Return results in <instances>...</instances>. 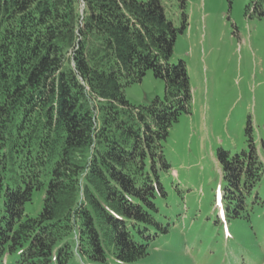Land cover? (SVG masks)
Returning <instances> with one entry per match:
<instances>
[{
    "label": "trees",
    "instance_id": "trees-1",
    "mask_svg": "<svg viewBox=\"0 0 264 264\" xmlns=\"http://www.w3.org/2000/svg\"><path fill=\"white\" fill-rule=\"evenodd\" d=\"M177 31L160 0H0V261L132 264L169 233L163 142L192 101ZM148 70L164 95L133 105L124 88ZM218 161V220H249L264 159L249 143Z\"/></svg>",
    "mask_w": 264,
    "mask_h": 264
},
{
    "label": "rangeland",
    "instance_id": "rangeland-1",
    "mask_svg": "<svg viewBox=\"0 0 264 264\" xmlns=\"http://www.w3.org/2000/svg\"><path fill=\"white\" fill-rule=\"evenodd\" d=\"M160 2L178 29L171 61H184L192 101L163 142L170 169L160 176L166 195L157 204L170 231L132 264H264V207L255 206L249 220H218V151L233 155L253 143L264 159V6L261 13L251 0ZM124 95L147 104L163 97L164 81L148 70ZM258 192L264 199V174ZM40 207L37 191L25 213L35 216Z\"/></svg>",
    "mask_w": 264,
    "mask_h": 264
}]
</instances>
